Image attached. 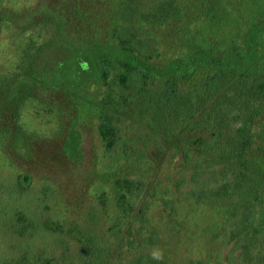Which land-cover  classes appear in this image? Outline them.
Returning <instances> with one entry per match:
<instances>
[{"label": "trees", "instance_id": "1", "mask_svg": "<svg viewBox=\"0 0 264 264\" xmlns=\"http://www.w3.org/2000/svg\"><path fill=\"white\" fill-rule=\"evenodd\" d=\"M4 22L25 42L20 64L0 76V108L10 105L20 117L40 88L62 93L81 118L98 117L108 149L120 142V113L128 108L166 139L189 120V130L199 132L188 142L205 152L204 161L238 168L235 181L214 194L218 202L233 195L240 204L233 233L242 251L249 253L256 237L264 243V145L261 153L256 146L264 137L258 129L264 117V0H41L20 14L1 11ZM81 118L73 116V132ZM124 149L144 157L140 146ZM114 183L122 214L110 233L119 232L142 189V180L129 174ZM165 202L172 216L176 208ZM47 227L77 242L79 261L72 264H109L107 234L54 220ZM62 242L56 256L25 255L5 264H70L71 247Z\"/></svg>", "mask_w": 264, "mask_h": 264}, {"label": "rangeland", "instance_id": "2", "mask_svg": "<svg viewBox=\"0 0 264 264\" xmlns=\"http://www.w3.org/2000/svg\"><path fill=\"white\" fill-rule=\"evenodd\" d=\"M40 1L0 0V12L20 14ZM22 42L24 36L14 26L0 24V76L20 64ZM34 96L20 117L10 105L0 108V264L25 255L56 256L63 240L71 247L70 264L77 263V242L48 229L49 220L107 234L112 243L109 264H264L262 237H256L246 254L234 236L241 219L236 197L218 202L214 194L235 181L238 168L226 171L224 166H234L232 162L204 161L205 152L188 142L199 132L189 130V120L166 139L146 126L140 112L128 108L120 113V142L108 149L98 117L81 118L62 93L40 88ZM4 98L0 95V101ZM78 114L81 119L73 132L70 122ZM259 124L264 131V117ZM201 134L208 137L209 132ZM126 144L144 148V157L137 158L131 150L126 155ZM263 145L264 137L256 144L260 153ZM126 174L141 179L142 189L127 221L118 233H110L122 214L114 181ZM232 189L233 184L229 192ZM260 193L264 196V185ZM167 199L176 208L172 216Z\"/></svg>", "mask_w": 264, "mask_h": 264}]
</instances>
